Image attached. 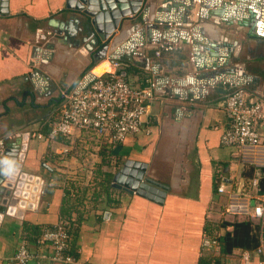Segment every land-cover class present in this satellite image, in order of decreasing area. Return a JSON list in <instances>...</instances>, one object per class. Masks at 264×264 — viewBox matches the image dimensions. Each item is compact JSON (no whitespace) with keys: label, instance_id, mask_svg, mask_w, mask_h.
Wrapping results in <instances>:
<instances>
[{"label":"crops","instance_id":"0c3cea01","mask_svg":"<svg viewBox=\"0 0 264 264\" xmlns=\"http://www.w3.org/2000/svg\"><path fill=\"white\" fill-rule=\"evenodd\" d=\"M66 1L0 4V140L17 150L26 133L22 169L44 187L36 208L4 214L0 264H14L23 240L36 255L26 264H241L245 249L224 253L219 243L208 250L202 239L218 234L222 221L249 219L264 242V217L225 211L231 199L249 211L264 204L263 125L255 122L258 146L237 150L221 141L229 88H245L264 112V0H192L191 7L188 0H142L108 42ZM114 61L133 86L154 83L140 130L118 144L91 129L49 138L64 95L79 90L89 72L112 71ZM125 159L146 164L145 175L163 192L160 202L112 184L100 192L103 174L113 178ZM60 220L69 229L71 262L50 260L52 244L38 242Z\"/></svg>","mask_w":264,"mask_h":264},{"label":"built area","instance_id":"2783aa9c","mask_svg":"<svg viewBox=\"0 0 264 264\" xmlns=\"http://www.w3.org/2000/svg\"><path fill=\"white\" fill-rule=\"evenodd\" d=\"M113 66L112 71L94 75L84 88L64 95L59 116L49 129V138L67 137L76 129H91L96 135L104 137L107 143L118 144L140 130L147 106L155 96L154 83L150 81L144 87H133L119 72V63L114 61ZM223 104L229 116V124L221 135L222 143L234 146L237 150L258 146L261 139L255 122L260 120L264 129L262 100L248 93L245 88L234 86L228 89ZM4 145V141L0 140V154ZM251 183L257 186L256 179ZM218 191H222V187ZM225 211L263 219L264 204H254L249 211L246 204L231 199ZM68 238L67 222L60 220L52 228L44 229L38 242L48 241L52 244L50 260L71 262L73 258L66 254ZM218 246L217 233L203 235V248L211 250ZM35 256L23 240L13 256V263L26 264ZM240 258L241 264H264V242L260 241L252 253L243 250Z\"/></svg>","mask_w":264,"mask_h":264},{"label":"water","instance_id":"95a60500","mask_svg":"<svg viewBox=\"0 0 264 264\" xmlns=\"http://www.w3.org/2000/svg\"><path fill=\"white\" fill-rule=\"evenodd\" d=\"M3 1L5 3L6 0H2L1 5L4 4ZM191 1L188 0L187 7L193 5ZM66 2L68 7L83 11L87 15L93 28L92 31L96 32L98 39L102 42H108L123 19L133 16L139 11L142 0H67ZM214 12L219 15L217 13L219 11ZM205 13L206 11L202 10V15H205ZM146 29L150 30L149 26ZM197 29L195 28V30ZM164 34L163 37L167 35ZM179 34L184 41L187 40L185 32ZM191 38L194 40L193 35ZM154 41L159 40L156 37ZM165 46L170 47V45ZM134 54L139 56L141 52H134ZM93 76L94 74L89 72L87 80L84 81L85 84ZM26 140V133H24L19 149L16 150L12 142H7L4 145L2 154H0V222L4 214L21 217L23 210L36 208L40 192L44 189L41 177L22 169ZM118 148H120V145L116 147V149ZM145 166L144 162L125 159L120 169L113 175L111 184L113 187L128 193H136L147 199L160 202L158 196H162L163 192L159 191L158 187L160 185L158 183L145 175Z\"/></svg>","mask_w":264,"mask_h":264},{"label":"trees","instance_id":"16d2710c","mask_svg":"<svg viewBox=\"0 0 264 264\" xmlns=\"http://www.w3.org/2000/svg\"><path fill=\"white\" fill-rule=\"evenodd\" d=\"M121 73V71L119 70ZM125 78V76H124ZM126 80V78H125ZM127 81V80H126ZM131 86H133L129 81H127ZM139 87V86H133ZM144 87V86H142ZM104 151L107 152L108 150L102 148ZM111 175L106 174L102 176V179L99 181L98 186L100 187V192L104 194H108L112 189L111 186ZM259 192H264V179H260L258 182ZM99 192V193H100ZM98 195V193H95ZM64 219V218H62ZM227 225H231V229H226ZM220 232L217 234V239L222 246V252L229 253L233 248H240L246 250H254L259 242V223H255L251 220H242V221H233L231 223L222 221L220 224L217 225V230ZM42 232V231H41ZM215 233V232H214ZM41 234V233H40ZM39 234V236H40ZM69 234V229H68ZM39 238V237H38ZM67 250V249H66ZM212 262V261H210ZM205 262L204 264H207Z\"/></svg>","mask_w":264,"mask_h":264}]
</instances>
